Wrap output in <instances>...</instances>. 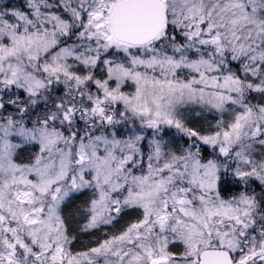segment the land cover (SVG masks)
<instances>
[{
  "label": "snow or ice",
  "instance_id": "obj_1",
  "mask_svg": "<svg viewBox=\"0 0 264 264\" xmlns=\"http://www.w3.org/2000/svg\"><path fill=\"white\" fill-rule=\"evenodd\" d=\"M0 264H264V0H0Z\"/></svg>",
  "mask_w": 264,
  "mask_h": 264
}]
</instances>
